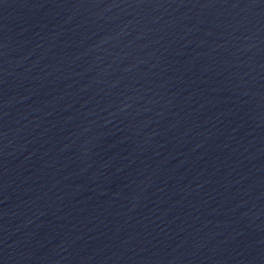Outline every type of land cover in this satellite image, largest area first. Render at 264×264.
I'll return each instance as SVG.
<instances>
[{
    "label": "water",
    "instance_id": "1",
    "mask_svg": "<svg viewBox=\"0 0 264 264\" xmlns=\"http://www.w3.org/2000/svg\"><path fill=\"white\" fill-rule=\"evenodd\" d=\"M0 264H264V0H0Z\"/></svg>",
    "mask_w": 264,
    "mask_h": 264
}]
</instances>
